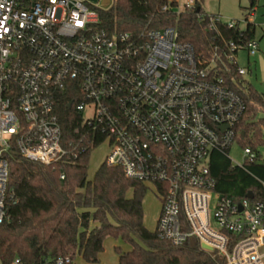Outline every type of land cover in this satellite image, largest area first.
Wrapping results in <instances>:
<instances>
[{
	"label": "built area",
	"instance_id": "2783aa9c",
	"mask_svg": "<svg viewBox=\"0 0 264 264\" xmlns=\"http://www.w3.org/2000/svg\"><path fill=\"white\" fill-rule=\"evenodd\" d=\"M108 9L95 0H0V224L13 146L42 165L63 160L58 108L75 102L82 125L105 136L107 165L156 189L160 239H196L224 264H264V183L259 198L235 199L217 194L210 175L212 153L228 154L244 137L236 129L248 110L246 86L216 51L197 58L175 28L109 33L100 21ZM257 49L254 39L231 43L228 62ZM244 153L247 163L257 160Z\"/></svg>",
	"mask_w": 264,
	"mask_h": 264
},
{
	"label": "trees",
	"instance_id": "16d2710c",
	"mask_svg": "<svg viewBox=\"0 0 264 264\" xmlns=\"http://www.w3.org/2000/svg\"><path fill=\"white\" fill-rule=\"evenodd\" d=\"M205 0L179 11L177 0H117L108 10H100L101 26L109 33L138 36L149 30L175 28L179 41L191 45L199 59L216 51L228 65L229 77L241 81L236 63H229L230 45L254 39V27L213 21L203 9ZM246 21L258 6L248 0ZM166 8V9H165ZM236 51L234 54L236 55ZM239 83V82H238ZM243 95L248 110L237 126L244 137L238 144L257 155L243 168L232 166L226 152L214 151L210 175L217 194L243 199L249 193L260 197L264 183V161L259 149L264 145V116L252 106L264 109V96L251 85ZM66 102L58 108L62 131L61 145L66 157L50 165L22 158L13 146L9 157L7 219L0 224V264H74L80 256L89 264H100L99 255L107 239L121 240L129 251L116 248L119 264H224L215 251L204 250L198 240L173 246L147 230L143 201L148 188L129 179L122 169L103 163L93 179L88 178L91 152L103 144L105 136L92 134L88 126ZM132 193L129 197L128 194ZM68 260L69 262H66Z\"/></svg>",
	"mask_w": 264,
	"mask_h": 264
},
{
	"label": "rangeland",
	"instance_id": "374dc122",
	"mask_svg": "<svg viewBox=\"0 0 264 264\" xmlns=\"http://www.w3.org/2000/svg\"><path fill=\"white\" fill-rule=\"evenodd\" d=\"M177 1L180 6L179 11H182L185 5L190 3V0ZM95 2L100 3V7L105 9H108L112 4L111 0H95ZM248 7V0H205L203 4L205 13L218 16L225 24L238 22L242 29H245L248 23L253 25L255 31L254 40L258 45L256 54L249 56L246 50H240L236 54L235 59L238 69H244L247 72L241 79V81H244V85H251L259 95L264 96V0H258L257 8L249 16L248 21H246V9ZM252 106L257 109L261 116H264L263 108L255 102H253ZM259 151L262 156V161H264V145ZM108 154L109 146L106 142L91 152L88 164L89 179H93L98 168L105 163ZM228 156L232 166H242L246 162L244 148L237 142L231 146ZM128 196L131 197L132 193L129 192ZM162 207V200L158 196L156 189L150 187L143 201V212L144 225L152 233L156 231ZM116 248H121L125 252L130 250L129 245L121 240L107 239L105 241L104 251L99 255L100 264H119L118 255L115 252ZM74 264L89 263L78 256Z\"/></svg>",
	"mask_w": 264,
	"mask_h": 264
},
{
	"label": "water",
	"instance_id": "95a60500",
	"mask_svg": "<svg viewBox=\"0 0 264 264\" xmlns=\"http://www.w3.org/2000/svg\"><path fill=\"white\" fill-rule=\"evenodd\" d=\"M70 107H71V106H69L68 108H70ZM224 129H226V128H225V127H222V128H221V130H224ZM247 197H252V196H251V194H248ZM202 248H203L204 250L211 251V248H209V247H207V246H205V245H204Z\"/></svg>",
	"mask_w": 264,
	"mask_h": 264
},
{
	"label": "crops",
	"instance_id": "0c3cea01",
	"mask_svg": "<svg viewBox=\"0 0 264 264\" xmlns=\"http://www.w3.org/2000/svg\"><path fill=\"white\" fill-rule=\"evenodd\" d=\"M80 257V256H79Z\"/></svg>",
	"mask_w": 264,
	"mask_h": 264
}]
</instances>
